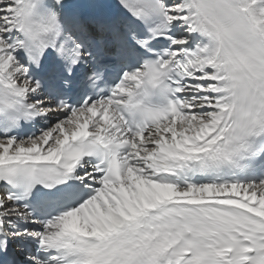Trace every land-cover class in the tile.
Here are the masks:
<instances>
[{"label": "snow or ice", "instance_id": "snow-or-ice-1", "mask_svg": "<svg viewBox=\"0 0 264 264\" xmlns=\"http://www.w3.org/2000/svg\"><path fill=\"white\" fill-rule=\"evenodd\" d=\"M0 264H264V0H0Z\"/></svg>", "mask_w": 264, "mask_h": 264}]
</instances>
